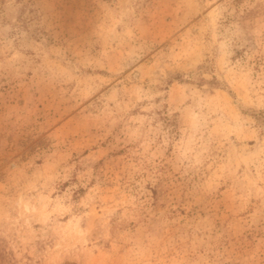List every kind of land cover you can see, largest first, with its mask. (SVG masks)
I'll return each instance as SVG.
<instances>
[{
	"label": "rangeland",
	"instance_id": "obj_1",
	"mask_svg": "<svg viewBox=\"0 0 264 264\" xmlns=\"http://www.w3.org/2000/svg\"><path fill=\"white\" fill-rule=\"evenodd\" d=\"M0 264H264V0H0Z\"/></svg>",
	"mask_w": 264,
	"mask_h": 264
}]
</instances>
